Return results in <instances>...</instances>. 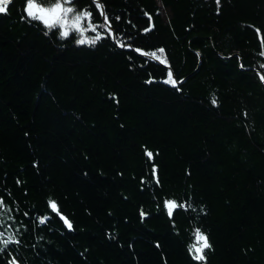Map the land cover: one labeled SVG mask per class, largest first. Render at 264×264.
Returning <instances> with one entry per match:
<instances>
[{
  "label": "trees",
  "instance_id": "obj_1",
  "mask_svg": "<svg viewBox=\"0 0 264 264\" xmlns=\"http://www.w3.org/2000/svg\"><path fill=\"white\" fill-rule=\"evenodd\" d=\"M98 1L119 44L181 83L119 48L93 0L64 5L92 14L66 38L12 0L0 239L19 243L0 264H264V0ZM196 229L204 261L189 253Z\"/></svg>",
  "mask_w": 264,
  "mask_h": 264
},
{
  "label": "snow or ice",
  "instance_id": "obj_2",
  "mask_svg": "<svg viewBox=\"0 0 264 264\" xmlns=\"http://www.w3.org/2000/svg\"><path fill=\"white\" fill-rule=\"evenodd\" d=\"M11 2L12 0H0V13H5L7 10V5ZM49 2L50 0H39L40 4H47ZM51 2L53 6L49 8H45V7H37L36 4L33 2V0H26L25 11L28 17H30L32 20H36V21L43 23V25L49 30L59 27L61 29V32H60L61 38H66L69 36L68 15L70 13H75L71 21V27L76 29L77 31H79L82 20L84 19H87L89 21L91 20L92 14L90 11L88 10L78 11L71 6L69 7L64 6V5H71L73 0H51ZM217 4H219V0H217ZM96 7L97 9H101L102 5L99 3H96ZM101 15L104 16L105 24H107L108 27L110 28L111 25L108 23V17L106 16V14L101 12ZM96 27L97 26L95 25H90V30L96 31ZM81 36H82V33H81ZM98 39H100L99 34L96 37L90 40H87V41L81 38L77 40V43L78 44H85V43L95 44ZM158 52L163 54L164 49H159ZM152 55L156 57L157 59H160L162 63L165 62V60L162 59L161 56H157L155 52L152 53ZM261 55H264V52H262ZM261 67H264V65H261ZM260 79H261V82H264V75H261ZM165 82L171 84L174 87L177 85V81L173 79V74L171 73V71H169L168 79ZM213 103L214 104L216 103L215 99H213ZM148 155L151 156L152 154L148 153ZM50 206L53 210H57V205L55 204V202H50ZM166 206L168 207L169 215L171 216L172 210L174 207H176V205L174 202H166ZM3 207H4L3 201L0 200V209H2ZM180 207H183V205H180ZM2 214L3 213L0 212V215ZM43 222L44 221L41 220V223ZM64 222L67 225V227L71 229L72 225L66 218H64ZM2 236H3V233H0V237ZM195 238H196V243L189 247V253L193 256L194 260L204 261L206 259L204 255V250L211 248V245L208 242L206 235H204L199 229H196L195 231ZM10 243H19V241L16 240L15 235L13 234H9L7 236V239H0V244L3 245V247H0V252L4 251L7 248L8 244ZM12 264H16L15 259H13Z\"/></svg>",
  "mask_w": 264,
  "mask_h": 264
},
{
  "label": "water",
  "instance_id": "obj_3",
  "mask_svg": "<svg viewBox=\"0 0 264 264\" xmlns=\"http://www.w3.org/2000/svg\"><path fill=\"white\" fill-rule=\"evenodd\" d=\"M93 1L102 5V8H101L100 10H101V12H103V13L105 14V8H104V5H103L102 3H100L98 0H93ZM101 17H102V20L104 21V16L101 15ZM104 22H105V21H104ZM106 25H107V24H106ZM107 26H108V25H107ZM108 28H109V27H108ZM109 30H110V32H111V36H112V39H113L114 43H115L119 48H128V49L134 50V51H136L138 54H140L141 56H143V57L149 59L150 61H152V62H154V63H156V64H158V65H161V66H164V67L170 69L171 73L173 74V79H174L175 81H177V85L181 83V81H178V80H177V78H176V76H175V74H174V71L171 69V67H170L168 64L162 63L160 59H157L156 57L151 56V55H149V54H147V53H145V52H143V51H140V50H138V49H136V48H134V47H132V46H130V45H125V46H123V45L119 44L118 41L116 40L115 32H114L112 26L109 28ZM237 56L240 57L239 55H237ZM258 74H259V76L262 75L260 72H258Z\"/></svg>",
  "mask_w": 264,
  "mask_h": 264
},
{
  "label": "rangeland",
  "instance_id": "obj_4",
  "mask_svg": "<svg viewBox=\"0 0 264 264\" xmlns=\"http://www.w3.org/2000/svg\"><path fill=\"white\" fill-rule=\"evenodd\" d=\"M72 19H73V17H68V21H69V25H68V31H69V29H71L72 27H71V21H72ZM82 22V21H81ZM81 26V25H80ZM80 29H81V27H80Z\"/></svg>",
  "mask_w": 264,
  "mask_h": 264
}]
</instances>
